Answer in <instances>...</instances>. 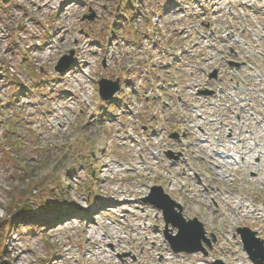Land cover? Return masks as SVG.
Segmentation results:
<instances>
[{
  "label": "rangeland",
  "instance_id": "rangeland-1",
  "mask_svg": "<svg viewBox=\"0 0 264 264\" xmlns=\"http://www.w3.org/2000/svg\"><path fill=\"white\" fill-rule=\"evenodd\" d=\"M74 2L85 3L98 14L103 12L102 23L109 26L101 31L100 26L82 24L86 6H70ZM227 2L233 5V0H222L226 7L217 8L218 13L227 11ZM136 5L137 0H0L2 70L8 75L18 71L19 76L14 74L21 79L20 85L23 80L30 82L27 87L32 90L21 94L20 86L11 87L6 79L0 80V221L11 217L12 211L22 213L20 218H11L6 236L10 253L6 260L11 264H160L156 253L159 245L164 246L161 214L152 206L145 207L140 198L151 183L167 185L168 181L156 178L159 160L150 155V148L141 146L143 132L137 124L130 130L113 116L96 118L97 109H101L96 82L108 73L103 56L114 66L119 64V48L105 53L99 47L106 48L114 34L126 40L138 38L133 25ZM69 7L73 9L65 14ZM252 10L246 6L244 13ZM253 16L248 19L250 27L258 24L256 19L264 18V11ZM237 21L243 24L241 19ZM74 36L80 44L78 66L74 75L69 72L60 79L55 65L71 47H78ZM259 68L264 73V66ZM259 106L256 111L264 115L260 102ZM116 109L109 106V112ZM151 133L152 129L146 135ZM214 135L215 130L211 137ZM211 144L200 146L205 155ZM252 151L255 153L254 147ZM253 158L242 169L233 157L226 158L228 166L226 160L214 157V163L228 170H220L218 173L225 172L222 175L208 174L212 176L203 178L204 184L189 182L193 186L180 193L184 214L204 223L212 243L207 256H190V264H252L236 229L254 227L264 239V154L261 166L255 165ZM184 179L176 177L169 185L180 187ZM169 193L180 198L177 192ZM126 199L131 201L126 207L131 214L119 204ZM236 200L244 204L243 210L250 205L249 210L255 208L263 217L255 218L250 212L234 214ZM48 203L59 208L56 214L49 216L40 210ZM153 243L156 252L141 251V244ZM128 250L138 259L119 258V253ZM174 263L181 261L174 259Z\"/></svg>",
  "mask_w": 264,
  "mask_h": 264
},
{
  "label": "water",
  "instance_id": "water-1",
  "mask_svg": "<svg viewBox=\"0 0 264 264\" xmlns=\"http://www.w3.org/2000/svg\"><path fill=\"white\" fill-rule=\"evenodd\" d=\"M95 14L89 15V19L94 18ZM74 50L70 54L64 55L58 62L56 70L63 72L69 68L73 61ZM100 94L103 99L109 100L115 92L120 89L119 80L112 81L101 79L99 81ZM144 202H150L156 207L163 210L165 220L167 222L165 235L176 252L187 251L195 252L204 250L202 241L210 244L206 237L204 225L197 218L186 220L183 216V207L166 194L162 187L154 186L149 196L143 199ZM171 223L173 227L178 228L177 235L169 233L168 225ZM245 248L248 251L250 258L256 264H264V241L256 237V232L248 228H239Z\"/></svg>",
  "mask_w": 264,
  "mask_h": 264
},
{
  "label": "trees",
  "instance_id": "trees-1",
  "mask_svg": "<svg viewBox=\"0 0 264 264\" xmlns=\"http://www.w3.org/2000/svg\"><path fill=\"white\" fill-rule=\"evenodd\" d=\"M52 205L51 204H45L41 209L40 208L39 209L42 210V212L43 211H50L52 208H54V206H52ZM39 209H38V211H39ZM15 213H16V210H15V212L12 211L11 217H8L4 221H0V264H11L10 259H9L10 261L6 260L7 257H10V253L7 250V246H6V242H7L6 236L9 233V223L11 222V218H13ZM17 217H19V216L17 215Z\"/></svg>",
  "mask_w": 264,
  "mask_h": 264
},
{
  "label": "bare ground",
  "instance_id": "bare-ground-1",
  "mask_svg": "<svg viewBox=\"0 0 264 264\" xmlns=\"http://www.w3.org/2000/svg\"><path fill=\"white\" fill-rule=\"evenodd\" d=\"M118 193L121 195L122 192H118ZM128 201L129 200H127V199L126 200H122L121 203H129ZM235 204H236L237 208L234 209V210H238V212H235L237 215H242V214L250 212V213H252V216L255 217V218H262L263 217V214L261 212H257L255 208H253L254 210H252V211L249 210L248 208L250 207V205L245 206V208H247V210H243L244 204L241 205L240 200L239 201L236 200ZM127 211L129 213H132V211H130V210H127ZM136 220H137V218L136 219L135 218L132 219V221H136Z\"/></svg>",
  "mask_w": 264,
  "mask_h": 264
}]
</instances>
